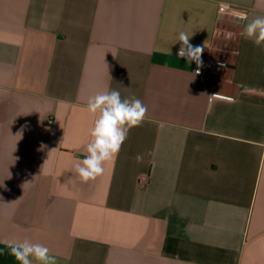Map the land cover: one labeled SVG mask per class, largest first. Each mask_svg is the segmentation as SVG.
<instances>
[{"label":"crops","instance_id":"1","mask_svg":"<svg viewBox=\"0 0 264 264\" xmlns=\"http://www.w3.org/2000/svg\"><path fill=\"white\" fill-rule=\"evenodd\" d=\"M258 16L264 0H0V264L24 239L57 264H264V48L240 35ZM180 32L223 71L195 75ZM110 90L147 116L85 183L87 102Z\"/></svg>","mask_w":264,"mask_h":264},{"label":"clouds","instance_id":"2","mask_svg":"<svg viewBox=\"0 0 264 264\" xmlns=\"http://www.w3.org/2000/svg\"><path fill=\"white\" fill-rule=\"evenodd\" d=\"M237 15L240 19L247 20L245 14ZM240 35L251 40L257 47L264 48V16L249 21ZM191 36L186 32L179 33L177 41L181 43V47L177 55L186 58L189 63L194 61L197 65L194 74L199 75L203 67L201 57L204 47L191 45L189 42ZM86 110L95 119L85 149L86 156L74 166L80 180L85 183L95 180L104 173V165L117 157L130 130L139 127L145 121L148 111L140 99L122 98L117 90L99 92L91 96ZM136 161L142 162L143 155L138 154ZM7 247L19 264H34V262L57 264L56 258L50 254V249L41 243L28 239L12 240L7 242Z\"/></svg>","mask_w":264,"mask_h":264},{"label":"rangeland","instance_id":"3","mask_svg":"<svg viewBox=\"0 0 264 264\" xmlns=\"http://www.w3.org/2000/svg\"><path fill=\"white\" fill-rule=\"evenodd\" d=\"M219 39L217 40L215 47L212 51V55L218 59H223L226 56L232 57L234 55V47L236 46V38L234 36H230L225 34L223 30L220 31Z\"/></svg>","mask_w":264,"mask_h":264},{"label":"built area","instance_id":"4","mask_svg":"<svg viewBox=\"0 0 264 264\" xmlns=\"http://www.w3.org/2000/svg\"><path fill=\"white\" fill-rule=\"evenodd\" d=\"M201 59L203 61V67L200 69L201 75L208 74L211 76H217L223 71L225 67V64L222 61L214 59L212 57H208V58L201 57ZM196 68H197V65L195 63V71H196ZM48 122L52 123L53 119L50 117L48 119Z\"/></svg>","mask_w":264,"mask_h":264}]
</instances>
